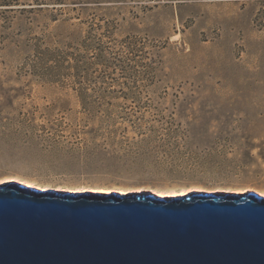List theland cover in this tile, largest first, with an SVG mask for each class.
I'll list each match as a JSON object with an SVG mask.
<instances>
[{"label":"rangeland","instance_id":"rangeland-1","mask_svg":"<svg viewBox=\"0 0 264 264\" xmlns=\"http://www.w3.org/2000/svg\"><path fill=\"white\" fill-rule=\"evenodd\" d=\"M0 4V184L264 196V0Z\"/></svg>","mask_w":264,"mask_h":264},{"label":"water","instance_id":"water-1","mask_svg":"<svg viewBox=\"0 0 264 264\" xmlns=\"http://www.w3.org/2000/svg\"><path fill=\"white\" fill-rule=\"evenodd\" d=\"M0 264H264V196L0 184Z\"/></svg>","mask_w":264,"mask_h":264},{"label":"bare ground","instance_id":"bare-ground-1","mask_svg":"<svg viewBox=\"0 0 264 264\" xmlns=\"http://www.w3.org/2000/svg\"><path fill=\"white\" fill-rule=\"evenodd\" d=\"M11 181H15V180H11ZM16 181H19V182H21V183H23L21 180H16ZM6 183V182H5ZM4 184V183H3ZM77 192H83V193H98V192H91V191H75V192H73V193H77ZM194 193H203V194H210V193H213V192H191V193H185V194H179V195H174V196H171V197H167V198H181V197H185V196H189V195H191V194H194ZM229 193H234V192H229ZM124 194H126V193H124ZM138 194H141V193H138ZM157 197H162V198H165L164 197V195H156Z\"/></svg>","mask_w":264,"mask_h":264},{"label":"trees","instance_id":"trees-1","mask_svg":"<svg viewBox=\"0 0 264 264\" xmlns=\"http://www.w3.org/2000/svg\"><path fill=\"white\" fill-rule=\"evenodd\" d=\"M3 6H8V4H0V9H1V7H3ZM84 94L86 95V92H84ZM83 104L86 105V106L90 105V103H88V102H86V101H84Z\"/></svg>","mask_w":264,"mask_h":264}]
</instances>
